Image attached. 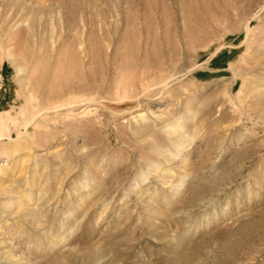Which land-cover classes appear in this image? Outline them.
<instances>
[{
  "label": "rangeland",
  "instance_id": "obj_1",
  "mask_svg": "<svg viewBox=\"0 0 264 264\" xmlns=\"http://www.w3.org/2000/svg\"><path fill=\"white\" fill-rule=\"evenodd\" d=\"M1 36L0 264H264V0H0Z\"/></svg>",
  "mask_w": 264,
  "mask_h": 264
},
{
  "label": "bare ground",
  "instance_id": "obj_2",
  "mask_svg": "<svg viewBox=\"0 0 264 264\" xmlns=\"http://www.w3.org/2000/svg\"><path fill=\"white\" fill-rule=\"evenodd\" d=\"M3 37H4V36H3ZM4 38H5V37H4ZM4 38H3V39H4ZM3 39H2V36H1V38H0V46L3 45V42H4V45H5V41H3ZM5 39H6V38H5ZM2 41H3V42H2ZM4 45H3V47H5ZM20 69H21L20 67H17V66L15 67V70H16L17 72H18V70H20Z\"/></svg>",
  "mask_w": 264,
  "mask_h": 264
}]
</instances>
